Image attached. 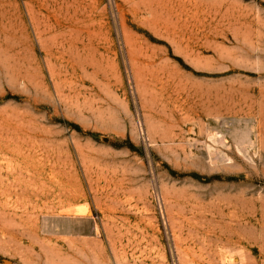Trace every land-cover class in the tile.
<instances>
[{
	"label": "rangeland",
	"instance_id": "1",
	"mask_svg": "<svg viewBox=\"0 0 264 264\" xmlns=\"http://www.w3.org/2000/svg\"><path fill=\"white\" fill-rule=\"evenodd\" d=\"M0 264H264V0H0Z\"/></svg>",
	"mask_w": 264,
	"mask_h": 264
}]
</instances>
